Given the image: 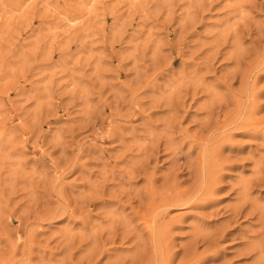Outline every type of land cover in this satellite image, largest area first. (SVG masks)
<instances>
[{"label":"rangeland","instance_id":"1","mask_svg":"<svg viewBox=\"0 0 264 264\" xmlns=\"http://www.w3.org/2000/svg\"><path fill=\"white\" fill-rule=\"evenodd\" d=\"M0 264H264V0H0Z\"/></svg>","mask_w":264,"mask_h":264}]
</instances>
